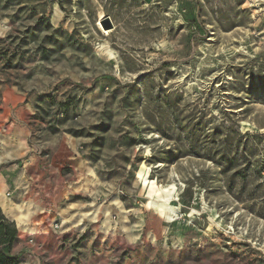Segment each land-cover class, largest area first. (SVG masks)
Masks as SVG:
<instances>
[{"label":"rangeland","instance_id":"374dc122","mask_svg":"<svg viewBox=\"0 0 264 264\" xmlns=\"http://www.w3.org/2000/svg\"><path fill=\"white\" fill-rule=\"evenodd\" d=\"M0 204L24 264H264V0H0Z\"/></svg>","mask_w":264,"mask_h":264},{"label":"trees","instance_id":"16d2710c","mask_svg":"<svg viewBox=\"0 0 264 264\" xmlns=\"http://www.w3.org/2000/svg\"><path fill=\"white\" fill-rule=\"evenodd\" d=\"M19 231L16 224L9 221L0 208V264H24L12 253L18 241Z\"/></svg>","mask_w":264,"mask_h":264},{"label":"bare ground","instance_id":"6f19581e","mask_svg":"<svg viewBox=\"0 0 264 264\" xmlns=\"http://www.w3.org/2000/svg\"><path fill=\"white\" fill-rule=\"evenodd\" d=\"M100 27L102 28L104 33L109 32L106 29H104L102 25ZM147 173H148V170L145 166H143L141 170L139 171V178L140 180L142 179L143 182L145 183L149 182ZM174 189H175L174 184L171 186H167V187H164V186L160 187L155 183V181H152L151 186H150V192H151L150 194L153 197L160 196L161 200L152 199L149 202V205L154 206L157 210H159L162 214L166 215L167 217H171L169 213L170 212L172 213L176 210V208L173 207V205H171V199H172Z\"/></svg>","mask_w":264,"mask_h":264},{"label":"water","instance_id":"95a60500","mask_svg":"<svg viewBox=\"0 0 264 264\" xmlns=\"http://www.w3.org/2000/svg\"><path fill=\"white\" fill-rule=\"evenodd\" d=\"M102 26L104 27V29H111L114 27L112 21L110 20V18H105L102 21Z\"/></svg>","mask_w":264,"mask_h":264},{"label":"crops","instance_id":"0c3cea01","mask_svg":"<svg viewBox=\"0 0 264 264\" xmlns=\"http://www.w3.org/2000/svg\"><path fill=\"white\" fill-rule=\"evenodd\" d=\"M0 207L3 208V206L0 204Z\"/></svg>","mask_w":264,"mask_h":264}]
</instances>
